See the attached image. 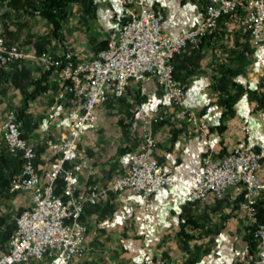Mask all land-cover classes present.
<instances>
[{
  "label": "crops",
  "instance_id": "crops-1",
  "mask_svg": "<svg viewBox=\"0 0 264 264\" xmlns=\"http://www.w3.org/2000/svg\"><path fill=\"white\" fill-rule=\"evenodd\" d=\"M95 1V11L72 5L67 21L55 33L52 24L32 10L36 0H0L7 44L18 45L32 55L1 66L0 151L8 157L0 168L6 174L21 169L7 152L1 130L7 111L17 110L24 103V93L12 81L16 68L23 64L30 76L39 77L44 68L34 55L40 50L75 61L93 58L110 32L120 26L116 1ZM209 2L148 0L149 6L163 10L164 31L173 37L193 28ZM238 11L240 16L246 15L243 3ZM174 75L186 90L188 105L197 109L208 125L216 157L245 141L257 149L264 147V60L258 58L243 24L226 16L220 18L216 30L199 49L187 48L176 55ZM48 83L46 92L28 101L22 120L24 137L36 145L40 171L53 165L47 140L63 137L68 113L78 109L69 93L59 98L63 82L56 71L50 73ZM139 94L145 96L142 104L162 116L153 125L154 155L166 171L175 174L176 181L155 196L145 220L138 208V195L131 191L110 194L97 205L86 204L82 221L88 226V238L82 256L72 264H144L149 254L164 258L167 264H250L247 255L252 227L234 189L204 205L190 202L189 188L199 179L205 147L201 135L178 117L155 81L145 85L131 82L124 97L101 105L99 121L88 126L77 146L78 158L67 168L78 176L82 189L89 184H106L128 169L144 144L142 117L133 108ZM230 97L235 101L227 111L224 101ZM260 180L258 204L264 216V161ZM8 194L11 203L23 207L20 212L31 205L29 192L13 191L10 186ZM42 263L49 264L38 260L30 264Z\"/></svg>",
  "mask_w": 264,
  "mask_h": 264
},
{
  "label": "built area",
  "instance_id": "built-area-1",
  "mask_svg": "<svg viewBox=\"0 0 264 264\" xmlns=\"http://www.w3.org/2000/svg\"><path fill=\"white\" fill-rule=\"evenodd\" d=\"M115 1L120 26L110 32L107 47L93 58L75 61L64 60L51 52L34 55L45 70L56 71L63 82L59 98L69 93L78 106L76 112L67 115L64 136L46 142L53 158L52 167L39 170L36 145L24 137L23 121L15 109L8 110L1 123L5 146L22 159L21 170L13 177L11 189L31 193V205L17 216L7 249L0 254V264H30L33 260L72 264L82 256L88 238V226L82 221L86 204L97 205L110 194L131 191L138 195V208L142 219H146L155 196L176 181L175 174L166 171L154 155L153 125L162 116L142 103L136 107L142 117L143 148L124 173L106 184H89L82 189L78 176L67 164L78 158V143L88 126L99 121L101 105L112 98L124 97L131 82L145 85L153 81L166 93L178 117L202 137L203 168L196 185L189 188L190 202L204 205L234 189L236 197L241 198L239 206L246 212L257 242L256 252L247 255V262L264 264V223L257 214L264 147L257 149L245 141L226 155L216 157L208 125L198 110L188 105L186 90L174 75L176 55L187 48L199 49L223 16L248 29L258 58L264 60V0H210L195 26L176 37L164 31L163 10L149 6L148 0ZM242 3L247 11L243 17L238 11ZM3 12L0 6V14ZM31 56L18 45L7 44L0 20V66ZM60 178L63 186L58 193ZM144 264L167 263L164 258L149 254Z\"/></svg>",
  "mask_w": 264,
  "mask_h": 264
},
{
  "label": "trees",
  "instance_id": "trees-1",
  "mask_svg": "<svg viewBox=\"0 0 264 264\" xmlns=\"http://www.w3.org/2000/svg\"><path fill=\"white\" fill-rule=\"evenodd\" d=\"M76 4L81 5L84 10L88 9L92 11H95L97 6L95 0H36L32 10L35 11L36 13H39L40 15H42V17H44L47 21H49L53 26V31L57 33V29L63 27V24L67 21L69 17V8L72 5H76ZM107 43L108 40L103 41L100 44V49L96 52V54L101 49L106 48ZM42 52H48V51L40 50V53ZM67 58H71V57H67ZM67 58H62V59L66 60ZM20 66L18 65V67L16 68L15 74L12 77V81L18 87L21 88L22 92L25 95L23 105L16 110L18 117L21 120H24L25 110L27 109L28 101L36 99L39 95H41L42 93L48 90L49 88L48 79L52 71L44 69L41 75L36 78L30 76L29 71L23 65ZM0 72L4 74V71L1 66H0ZM30 86L31 89H28V87ZM136 97H137L136 101L139 103H143V101L145 100V96H141L140 94ZM234 101H235L234 97L227 98L224 101L227 111L231 110ZM5 148L7 152L11 155V157H15V159L18 161L17 163L21 164L22 166V159L20 158V156L11 154L6 146ZM0 157H1L0 159L1 160L0 164H1V162L4 161L5 157L8 156L6 155L4 150H1ZM16 174H14V171L11 172V174H6L5 171L0 168V201L2 199H8L9 197L8 190L11 186V181ZM62 186H63V180L60 178L58 180V188H57L58 193L62 191ZM257 211H258L257 214L259 220L262 223H264V216L262 214V210L259 207V204H257ZM15 228H16V220L13 222H9L7 215H0V250L6 248L7 242L9 238L12 236ZM251 239L252 241L250 245V252L255 253L257 249V242L253 237V233Z\"/></svg>",
  "mask_w": 264,
  "mask_h": 264
},
{
  "label": "rangeland",
  "instance_id": "rangeland-1",
  "mask_svg": "<svg viewBox=\"0 0 264 264\" xmlns=\"http://www.w3.org/2000/svg\"><path fill=\"white\" fill-rule=\"evenodd\" d=\"M139 104L141 103L136 101L134 103L135 106L133 108H136ZM141 130H142V125H141ZM22 208L23 207H21V205H19L18 203H11L9 199H2L0 201V215H7L9 222H13L16 220V217L18 216Z\"/></svg>",
  "mask_w": 264,
  "mask_h": 264
}]
</instances>
